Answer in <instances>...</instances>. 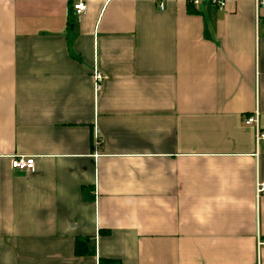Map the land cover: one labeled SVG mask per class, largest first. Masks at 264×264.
I'll return each mask as SVG.
<instances>
[{
	"label": "crops",
	"instance_id": "obj_1",
	"mask_svg": "<svg viewBox=\"0 0 264 264\" xmlns=\"http://www.w3.org/2000/svg\"><path fill=\"white\" fill-rule=\"evenodd\" d=\"M75 1L0 0V264H264V8Z\"/></svg>",
	"mask_w": 264,
	"mask_h": 264
},
{
	"label": "built area",
	"instance_id": "obj_2",
	"mask_svg": "<svg viewBox=\"0 0 264 264\" xmlns=\"http://www.w3.org/2000/svg\"><path fill=\"white\" fill-rule=\"evenodd\" d=\"M219 8L225 6L227 1L234 0H212ZM254 4V12L256 16V22L259 16L260 9L264 8V0H252ZM193 3H198V0H193ZM73 15L80 16L86 11V3L85 0H76L72 5ZM92 78L94 80V91L98 92L102 88V82L104 80L103 74L94 69L92 72ZM244 124L253 126L255 129V141L256 144L264 143V130L259 127L258 123V111L255 110L253 113L247 115L244 118ZM10 166L14 170L19 171H28L32 170L34 167V158L32 156H13L10 160ZM256 196H259L261 193H264V182H257ZM258 246H264V239L258 238L257 240Z\"/></svg>",
	"mask_w": 264,
	"mask_h": 264
},
{
	"label": "trees",
	"instance_id": "obj_3",
	"mask_svg": "<svg viewBox=\"0 0 264 264\" xmlns=\"http://www.w3.org/2000/svg\"><path fill=\"white\" fill-rule=\"evenodd\" d=\"M188 10L191 12L194 9L191 8L190 2H188ZM73 14V12H72ZM89 238H80L76 237L74 241V254L76 256H83V255H88V254H93L94 250L90 249L88 247V242Z\"/></svg>",
	"mask_w": 264,
	"mask_h": 264
}]
</instances>
